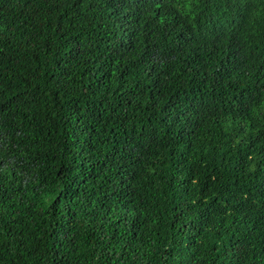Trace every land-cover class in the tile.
<instances>
[{
	"label": "trees",
	"instance_id": "obj_1",
	"mask_svg": "<svg viewBox=\"0 0 264 264\" xmlns=\"http://www.w3.org/2000/svg\"><path fill=\"white\" fill-rule=\"evenodd\" d=\"M0 264H264V0H0Z\"/></svg>",
	"mask_w": 264,
	"mask_h": 264
}]
</instances>
